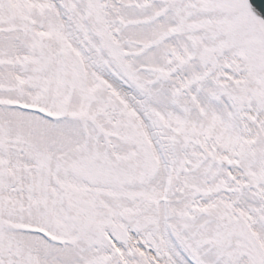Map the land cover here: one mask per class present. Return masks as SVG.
Segmentation results:
<instances>
[{
    "label": "snow or ice",
    "instance_id": "6c2138e0",
    "mask_svg": "<svg viewBox=\"0 0 264 264\" xmlns=\"http://www.w3.org/2000/svg\"><path fill=\"white\" fill-rule=\"evenodd\" d=\"M0 264H264V0H0Z\"/></svg>",
    "mask_w": 264,
    "mask_h": 264
},
{
    "label": "water",
    "instance_id": "95a60500",
    "mask_svg": "<svg viewBox=\"0 0 264 264\" xmlns=\"http://www.w3.org/2000/svg\"><path fill=\"white\" fill-rule=\"evenodd\" d=\"M252 2H253L254 4H257V6H259V0H252Z\"/></svg>",
    "mask_w": 264,
    "mask_h": 264
}]
</instances>
